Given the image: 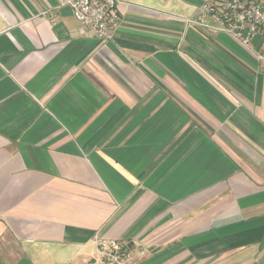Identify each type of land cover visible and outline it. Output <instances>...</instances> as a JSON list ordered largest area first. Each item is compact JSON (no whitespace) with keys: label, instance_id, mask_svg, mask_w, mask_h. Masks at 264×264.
Here are the masks:
<instances>
[{"label":"crops","instance_id":"0c3cea01","mask_svg":"<svg viewBox=\"0 0 264 264\" xmlns=\"http://www.w3.org/2000/svg\"><path fill=\"white\" fill-rule=\"evenodd\" d=\"M108 39L57 0H0V264H264V32L208 0H116Z\"/></svg>","mask_w":264,"mask_h":264},{"label":"built area","instance_id":"2783aa9c","mask_svg":"<svg viewBox=\"0 0 264 264\" xmlns=\"http://www.w3.org/2000/svg\"><path fill=\"white\" fill-rule=\"evenodd\" d=\"M116 3V0H57L58 6L69 7L82 27L101 39H108V32L118 25ZM194 21L249 45L264 32V0H208L195 10ZM95 243V253L83 264H135L145 255L142 246L133 240L98 236Z\"/></svg>","mask_w":264,"mask_h":264}]
</instances>
